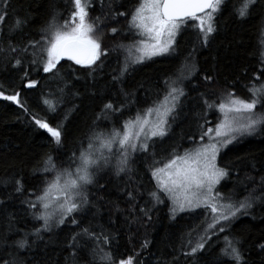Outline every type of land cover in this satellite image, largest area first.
I'll return each instance as SVG.
<instances>
[{
  "label": "trees",
  "instance_id": "1",
  "mask_svg": "<svg viewBox=\"0 0 264 264\" xmlns=\"http://www.w3.org/2000/svg\"><path fill=\"white\" fill-rule=\"evenodd\" d=\"M138 3L91 0L89 22L99 17L105 25L101 29L103 47L110 50L109 54L91 67L60 59L53 72L45 73L42 62L31 63V48L27 54H11L9 44L23 49L29 41L41 40L42 29L53 17L64 24L74 9L72 0H0V16H5L0 22V47L4 49L0 53V90L5 95L19 92V99L29 110L26 114L16 103L0 99V264H108L100 259L103 253H110L117 264L128 256H133L136 264H215L225 235L241 241L247 264H264V251L259 247L264 244V202L258 201L247 215L232 220L225 233L214 237L211 245L193 258L184 255L189 249L182 244L187 242L190 229L205 220L204 210L179 213L173 219L166 197H162L164 203L153 206L149 196L155 189L150 170L153 161L167 157L177 146L183 153L193 146L189 137L199 140L197 124L203 123L200 116L205 111L204 98L219 101L226 92L249 98L248 87L264 69L260 55L264 51V0H257L245 18L236 14L243 0H224L215 19L217 30L207 44L198 40V29L190 20L177 37L173 55L153 57L114 81L124 61L118 46L132 44L137 38L129 31V20ZM119 12L127 13V18L117 16ZM18 20L22 21L19 28ZM112 28H117L118 34L112 35ZM17 58L22 63L13 67ZM186 60L193 74L184 82L182 110L168 136L157 138L148 153L134 154L131 172L118 176L114 167L99 171L96 182L86 189L89 204L83 211L51 231L34 235L42 221L34 219L24 201L35 200L50 181L53 173L42 171V161L51 155L58 167H68L72 154L78 156L82 146L87 148L92 131L120 128L138 110L151 105L165 77ZM25 72L28 75L22 80ZM205 76L212 77V81H206ZM29 81H36L35 86L23 87ZM260 82H264V76H260ZM45 99L56 103L54 113L49 112ZM107 103L117 109L123 106L122 114L109 113L105 119L102 110ZM257 111L264 108L258 106ZM219 114L214 109L207 119L215 121ZM32 115L46 119L53 127L62 123L63 144L57 146L45 130L35 125ZM217 162L230 173L217 187L220 193H232L240 200L252 188L259 189L264 177V130L229 145ZM16 180L23 185L22 193L15 191ZM129 192L134 199H129ZM141 209H151L150 221ZM85 228L100 237L99 242L84 234ZM104 236L111 238L108 244L103 243ZM25 238L28 246L18 249L16 242ZM145 242L147 247H142ZM94 249L103 251L94 257Z\"/></svg>",
  "mask_w": 264,
  "mask_h": 264
},
{
  "label": "snow or ice",
  "instance_id": "2",
  "mask_svg": "<svg viewBox=\"0 0 264 264\" xmlns=\"http://www.w3.org/2000/svg\"><path fill=\"white\" fill-rule=\"evenodd\" d=\"M256 3L257 0H243L236 14L245 18ZM72 4L74 9L70 19L64 24H58L56 17H53L47 27L42 29L41 40L29 41L23 49L9 44L10 53L27 54L31 48V63L42 62L45 73L53 72L62 57H67L77 65L91 67L100 61L101 57L107 56L110 50L104 49V33L101 32L105 25L99 22V17L89 22L91 0H72ZM223 4L224 0H139V5L131 13L129 20V31L135 32L137 38H134L132 44L118 46L124 54V61L119 76L113 77L114 81H118L135 65L153 57L173 55L177 48V37L182 27L190 20L195 22L194 26L198 29V40L207 44L217 30L215 19ZM116 15L127 18L128 14L119 12ZM4 19L5 16H0V22ZM21 23L22 21L18 20L16 27L19 28ZM110 31L112 35H116L119 30L112 28ZM2 52L4 49L0 47V53ZM260 55L264 63V51ZM21 63L22 60L17 58L13 67ZM192 74L193 68L187 60L181 63L174 73L165 77L163 87L156 93L157 98L151 105L138 110L136 115L125 120L120 128L92 131L88 137L87 148L82 146L78 156L74 152L69 158L68 167H58L56 158L51 155L42 161V171L45 174L54 173V177L46 181V186L39 195L33 193L35 200L24 201L32 210L34 219L42 221V226L35 229L34 235L39 236L41 231H51L53 227H59L66 219L83 211L89 204L86 189L96 182L99 171L114 167L118 176L131 172L130 164L134 154L148 153L157 138L168 136L172 124L182 110V98L186 96L184 82ZM27 75L25 72L21 79ZM260 76H264V69L261 70ZM260 76L255 77L248 87V99L238 98L233 92L224 93L219 101L215 102L204 98L205 111L200 116L203 123L197 124L199 140L189 137L192 147L185 148L181 153L177 146L167 157L153 161L150 170L155 189L149 193L154 201L153 206L164 203L162 197H166L171 203L169 211L173 219L179 213L195 209H203L205 212V220L190 229L187 242L182 244V247L189 249L184 253L187 257L195 258L197 254H202L211 245L214 237L226 232V225L239 215H247L249 209L258 201L264 202V177L261 178L259 189L252 188L240 200L234 199L232 193L225 195L217 190V185L230 174L227 167L218 165V157L222 151L243 137L264 130V111H257L258 106L264 108V82H260ZM204 79L212 81L210 76H205ZM35 84L36 81H29L23 87L33 88ZM19 97V92L5 95L4 91L0 90V99L16 103L27 114L29 110ZM43 102L49 112L56 111L57 105L54 101L45 99ZM214 109L220 113V118L215 123L207 119L208 113ZM122 110L123 106L117 109L112 103H107L102 111L106 119L107 114H122ZM67 118L66 115L65 119ZM32 121L39 129L45 130L57 146L63 144L65 132L62 123L53 127L46 119L37 115H32ZM15 185L16 193H22L21 181L16 180ZM258 192L261 194L257 195ZM129 199H134L131 192ZM150 211L151 209H141L149 221ZM72 223L76 224L77 221L73 219ZM83 233L98 242L100 240V237L87 228ZM76 239L77 236H74L73 241ZM110 239L109 236H104L103 243L108 244ZM27 246L26 238L16 242L18 249ZM142 247H147V242ZM259 247L264 251V244ZM102 251L94 249L93 256L100 255ZM100 259L108 264H117L110 253H103ZM229 262L247 264L241 251V241L225 235L224 247L220 249L215 264ZM118 264H136V260L133 256H128L126 259H120Z\"/></svg>",
  "mask_w": 264,
  "mask_h": 264
},
{
  "label": "rangeland",
  "instance_id": "3",
  "mask_svg": "<svg viewBox=\"0 0 264 264\" xmlns=\"http://www.w3.org/2000/svg\"><path fill=\"white\" fill-rule=\"evenodd\" d=\"M138 5H139V3H138ZM138 5H137V6H138ZM137 6H136V7H137ZM136 7H135V8H136ZM135 8H134V10H135ZM134 10H133V11H134ZM193 22H194V21H193ZM194 25H195V22H194ZM61 59H62V58H61ZM239 98H240V97H239ZM218 117L220 118V114H219ZM217 121H218V119L216 118V120H215V121H212V122L215 123V122H217ZM210 126H211V125H210ZM114 163H115V161L113 162V164H114ZM53 177H54V173L51 175L50 180H52ZM218 186H219V185H217V187H218ZM42 190H43V189H42ZM42 190H41V191H42ZM40 193H41V192H40ZM40 193H39V194H40ZM39 194H38V195H39ZM53 195H56V193H53ZM168 202H170V201H168ZM170 205H171V203H170ZM196 210H198V209H195V211H196ZM209 222H210V221H209Z\"/></svg>",
  "mask_w": 264,
  "mask_h": 264
},
{
  "label": "water",
  "instance_id": "4",
  "mask_svg": "<svg viewBox=\"0 0 264 264\" xmlns=\"http://www.w3.org/2000/svg\"><path fill=\"white\" fill-rule=\"evenodd\" d=\"M62 59H66V60H69V59H67V57H62ZM72 61V60H71Z\"/></svg>",
  "mask_w": 264,
  "mask_h": 264
}]
</instances>
